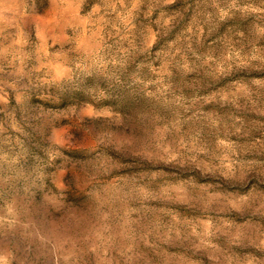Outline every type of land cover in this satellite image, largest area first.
Instances as JSON below:
<instances>
[{"label": "rangeland", "instance_id": "374dc122", "mask_svg": "<svg viewBox=\"0 0 264 264\" xmlns=\"http://www.w3.org/2000/svg\"><path fill=\"white\" fill-rule=\"evenodd\" d=\"M97 2L103 8L102 0ZM112 3L115 10L102 11L95 25L79 26L67 15L61 19L54 9L43 13L39 0L35 8L32 0L0 4V88L5 99L14 106L21 94L48 86L51 77L61 80L78 57L81 73L67 83L83 89L85 96L63 112H42L44 120L67 121V126L52 129L51 143L71 150L93 147L91 138L77 139L76 125L91 130L96 120L106 129H132L118 142L137 160L153 163L113 180L137 184L147 200L143 207L135 199L125 202L123 211L134 222L131 234L138 239L149 229L150 243L157 234L179 232L183 237L150 251L140 242L138 251L147 259L134 258L130 264H261L264 0ZM77 112L79 120L74 119ZM48 155L57 153L50 148ZM192 155L194 160L186 159ZM0 156L5 161L24 158L7 123L0 135ZM173 156L177 159L171 164L162 163ZM188 167L197 169L198 190L203 192L199 198L185 192L191 181L182 169ZM229 169L235 170L236 190L210 187L199 178L200 172L219 175ZM20 175L8 163L0 168L5 180ZM57 175V187L65 186V176L80 179L74 169ZM50 203L60 206L54 195ZM8 214V208L0 207V215ZM103 227L111 230V225L98 224L101 235L106 234ZM238 234L242 243H233ZM64 247L73 251L81 245L68 237ZM115 254L84 249L77 251L75 264H108Z\"/></svg>", "mask_w": 264, "mask_h": 264}, {"label": "clouds", "instance_id": "9594fccd", "mask_svg": "<svg viewBox=\"0 0 264 264\" xmlns=\"http://www.w3.org/2000/svg\"><path fill=\"white\" fill-rule=\"evenodd\" d=\"M4 2L0 0V4ZM116 2L123 3V0ZM134 2L138 5L143 0ZM147 2L150 5L171 4L175 0ZM32 3L35 8L37 0H32ZM102 3L103 8L97 0H39V8L43 13L54 9L61 19L65 15L69 16L74 26L95 25L102 11L107 14L108 8L115 10L112 0H102ZM77 59L74 57L69 62L66 75L61 80L51 77L48 86H36L30 94H21L14 106L9 105L5 99L7 94L0 88V104L5 105L0 109V135L5 133L7 123L13 129L24 157H9L5 161L0 156V168L8 163L13 169L22 172L18 178L10 180L0 177V207L9 210L7 216L0 215V264H61V261L75 264L77 251L84 249L97 254L103 249L105 256L111 250L116 254L110 257L108 264H121V261L130 264L134 258L147 259L145 253L138 251L140 242L150 251L161 243L171 244L183 239L179 232L174 236L164 233L157 234L155 242L150 243L149 236L153 232L149 229H143L138 239L131 234L134 222L123 211L125 202L135 199L138 206L143 207L147 200L142 199L143 190L137 184L118 179L113 183V180L128 171L135 172L143 165L153 163L137 160L118 142L121 134H128L132 129L111 125L106 129L103 122L96 120L91 130L87 126L76 125L79 128L77 139L91 138L93 147L71 150L51 143L52 129L67 126V121L44 120L42 112H63L66 108L74 107L75 102L82 101L85 96L83 89H73L67 83L81 73ZM3 71V67H0V72ZM74 119H80L78 112ZM108 131H111V136L107 134ZM50 148L57 153L51 158L48 155ZM100 159H104L106 164L99 165ZM176 159L173 156L162 163L171 164ZM186 159L194 160V155ZM69 169H74L80 177L79 181L65 176V186L57 187L60 179L57 173ZM182 171L191 181L185 187L186 194L191 198L201 197L203 192L198 190L197 169L188 167ZM235 174L233 169L219 175L200 172L199 178L210 187L227 191L238 187L234 182ZM12 175L15 177L16 173ZM76 183L83 187L77 189L74 187ZM53 195L60 200V206L50 203ZM228 205L237 212L241 211L235 203L229 201ZM98 224L111 225V230L103 227L102 231L106 234L101 235ZM68 237L75 238L81 248L66 250L64 245L68 243ZM242 240V234H238L233 243H242ZM257 247L264 254V239Z\"/></svg>", "mask_w": 264, "mask_h": 264}]
</instances>
